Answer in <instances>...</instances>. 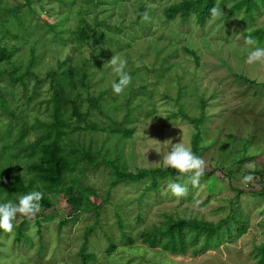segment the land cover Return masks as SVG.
I'll use <instances>...</instances> for the list:
<instances>
[{"label": "rangeland", "instance_id": "374dc122", "mask_svg": "<svg viewBox=\"0 0 264 264\" xmlns=\"http://www.w3.org/2000/svg\"><path fill=\"white\" fill-rule=\"evenodd\" d=\"M174 1L0 0V46L12 51L0 71L29 73L15 85L8 75L0 78L10 105L5 111L0 104V203L18 197L4 187L15 175L29 186L30 145L52 118L56 79L70 66L84 65L88 73L81 96L72 93L88 118L80 123L68 104L65 118L77 128L71 136L101 149V165L78 172L96 191L88 210L73 213L64 192H43L53 202L50 209L41 205L34 217L18 213L11 233L0 230V264H258L257 247L264 244V63H245L244 38L251 35L264 47L253 34L264 27V3L257 0L261 9L254 16L242 11L226 19L229 2L219 19L184 27L179 17L165 16L164 6ZM84 22L92 27L87 43L77 35ZM114 57L127 61L132 77L121 94L112 90L119 79L108 65ZM188 118L199 122L198 152L197 123ZM182 136L207 164L200 184L188 182L185 196L167 190L168 183L188 180L174 169L155 189L148 190L150 179L112 184L107 153L118 150L117 165L129 173L165 168L162 154L151 149L163 151L160 142L179 143ZM247 174L255 180L246 185L241 178ZM169 216L242 227L203 254L189 247L173 255L141 236Z\"/></svg>", "mask_w": 264, "mask_h": 264}, {"label": "trees", "instance_id": "16d2710c", "mask_svg": "<svg viewBox=\"0 0 264 264\" xmlns=\"http://www.w3.org/2000/svg\"><path fill=\"white\" fill-rule=\"evenodd\" d=\"M149 1L156 2L158 0ZM229 2L231 5L225 15L226 19H231L236 13L242 11L247 16H254V13L259 12L261 9V3L257 0H177L165 5L164 13L169 20L174 21L179 17L184 27H189L191 21H195V25L206 26L208 21L212 19L210 9L213 6L223 9ZM261 2L264 3V0H261ZM141 11V14H143L145 9L142 7ZM91 30V25L86 22L80 25L77 31L80 41L89 42ZM253 34L263 43L264 27L254 30ZM11 57L12 51L0 46V62ZM32 60H34V57ZM4 74L8 75L9 83L15 85L24 82V76L29 73H19L17 69L14 71L2 70L0 71V78ZM87 79L88 73L85 71L84 65L70 66L64 71L62 77L56 79L57 86L53 95L52 118L50 121L44 122L42 135L30 145L28 154L30 160L26 163L32 173L29 186H26L23 176L17 174L12 182L4 184L6 191L10 194L14 196L22 195L28 192L29 187H37V191L44 193L59 194L64 192L73 213L88 210V203L91 202V196L92 194L95 195L96 191L80 180L78 172L85 173L92 163L99 167L101 165V149L93 150L92 147L88 148L82 146L79 142H75L71 135L73 130L75 131L77 128L72 129L70 121L65 118L68 112L67 106L72 104V117L78 118L80 123L86 122L88 115L83 116L80 106L73 99L72 93L77 91L78 95L81 96L79 88H87ZM0 104L5 111H10L7 98L1 91ZM188 120L197 123L195 125L198 131L194 134L193 147L198 152L201 145L199 122L194 118H188ZM78 127L81 128V125ZM105 157L113 166V185L150 179L151 185L148 190L155 189L157 180L160 177H165L168 171L173 170L155 168L141 169L136 173H129L121 170L117 165V160L120 157L118 150L112 154L107 153ZM1 176L6 177L5 174ZM70 180L71 183L68 184ZM262 193L264 194V190ZM41 205L50 209L53 202L44 194ZM262 226L264 227V224ZM241 227H231L230 223L225 220L215 223L191 217L176 218L169 216L162 223L149 230L142 231L141 236L152 247H161L173 255L185 253L189 247L193 248L195 255H200L221 246L226 237L231 236L233 229L238 233L241 232ZM111 249L114 250L115 246H112ZM256 257L258 264H264V244L257 247Z\"/></svg>", "mask_w": 264, "mask_h": 264}, {"label": "clouds", "instance_id": "9594fccd", "mask_svg": "<svg viewBox=\"0 0 264 264\" xmlns=\"http://www.w3.org/2000/svg\"><path fill=\"white\" fill-rule=\"evenodd\" d=\"M145 20L148 19V13L142 14ZM210 15L213 20L219 19L224 15L222 8L213 6L210 9ZM244 43L248 47L245 63L253 65L264 63V47L257 45V40L251 36H245ZM127 61L114 57L108 65L111 71L118 74V81L112 83V90L115 94H121L132 83V77L126 71ZM160 142V141H159ZM163 145V151L159 147H153L151 150L162 154V162L165 168L176 170L177 177L187 176V182H180L179 179L167 184L173 196L183 197L188 192V182L193 187L200 184L201 177L205 174L207 164L206 161L194 153L192 148L188 146L184 137L179 143L172 144L171 140L160 142ZM171 149L169 150V146ZM247 167L254 168V165L249 164ZM255 177L252 174L243 175L241 182L243 184L253 183ZM44 198L42 191L33 190L27 194L19 195L15 200H8L0 203V230L11 233L14 230V220L17 214H23L28 217H34L41 208V201Z\"/></svg>", "mask_w": 264, "mask_h": 264}]
</instances>
